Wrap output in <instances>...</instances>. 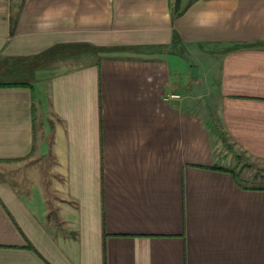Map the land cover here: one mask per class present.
Instances as JSON below:
<instances>
[{"label": "crops", "instance_id": "crops-1", "mask_svg": "<svg viewBox=\"0 0 264 264\" xmlns=\"http://www.w3.org/2000/svg\"><path fill=\"white\" fill-rule=\"evenodd\" d=\"M223 133L264 159V0H0V264H264Z\"/></svg>", "mask_w": 264, "mask_h": 264}, {"label": "rangeland", "instance_id": "rangeland-1", "mask_svg": "<svg viewBox=\"0 0 264 264\" xmlns=\"http://www.w3.org/2000/svg\"><path fill=\"white\" fill-rule=\"evenodd\" d=\"M194 65L193 67H190L188 69L189 76L191 79V82L194 84L195 87H198L202 91V98L197 97V100L199 103L204 101L203 103L206 104V100L209 98V94H211L210 99H214V102L209 101L208 110L211 116L214 117L215 115V109L217 108V75H210V83L206 82L207 80H204V74L207 67H197L200 65L198 61H191ZM197 68L198 69V79L192 78L191 69ZM215 95V96H214ZM216 97V99L214 97ZM215 125L218 123L221 127V121H214ZM217 127V126H216ZM223 132V131H222ZM218 145L220 147L218 148L219 151L225 150V157H226V165H230L238 170L240 172V177L243 182V184L247 185H253L255 182L259 181L258 183H261L264 177V159H259L257 157H254L247 151H245L243 148L239 147L230 136H227L226 134L218 135ZM40 161V160H39ZM18 168L16 169L15 173V179L19 178L22 179L26 175L27 168L32 172V175H34L35 179L38 178V173L40 172L41 168L43 167L42 163H33V164H17ZM43 171L45 172L47 183L48 185L44 184L47 190L48 194V202L51 209V217H55L58 220L60 217L58 216L59 211L56 209L57 202L54 200V193L53 188L49 183L54 181L53 172L51 171V168L44 164ZM55 176V175H54ZM30 178V177H29ZM22 180H27L26 177H24Z\"/></svg>", "mask_w": 264, "mask_h": 264}, {"label": "built area", "instance_id": "built-area-1", "mask_svg": "<svg viewBox=\"0 0 264 264\" xmlns=\"http://www.w3.org/2000/svg\"><path fill=\"white\" fill-rule=\"evenodd\" d=\"M168 98H169V99H180V98H181V95L178 94V93H170V94L168 95Z\"/></svg>", "mask_w": 264, "mask_h": 264}, {"label": "water", "instance_id": "water-1", "mask_svg": "<svg viewBox=\"0 0 264 264\" xmlns=\"http://www.w3.org/2000/svg\"><path fill=\"white\" fill-rule=\"evenodd\" d=\"M191 73H192V77L194 79H198L199 75H198V69L197 68H192Z\"/></svg>", "mask_w": 264, "mask_h": 264}, {"label": "trees", "instance_id": "trees-1", "mask_svg": "<svg viewBox=\"0 0 264 264\" xmlns=\"http://www.w3.org/2000/svg\"><path fill=\"white\" fill-rule=\"evenodd\" d=\"M216 168H218V169H223V170H228V171H232L231 169H228V168H225V167H222V166H216ZM234 172V171H233ZM236 173V172H235ZM239 177H240V172L239 173H236ZM236 174H235V176H236ZM237 176V177H238Z\"/></svg>", "mask_w": 264, "mask_h": 264}, {"label": "clouds", "instance_id": "clouds-1", "mask_svg": "<svg viewBox=\"0 0 264 264\" xmlns=\"http://www.w3.org/2000/svg\"><path fill=\"white\" fill-rule=\"evenodd\" d=\"M37 27H41V25L38 24Z\"/></svg>", "mask_w": 264, "mask_h": 264}]
</instances>
